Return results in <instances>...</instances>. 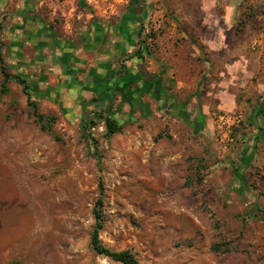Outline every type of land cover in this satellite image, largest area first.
Wrapping results in <instances>:
<instances>
[{"label": "rangeland", "instance_id": "1", "mask_svg": "<svg viewBox=\"0 0 264 264\" xmlns=\"http://www.w3.org/2000/svg\"><path fill=\"white\" fill-rule=\"evenodd\" d=\"M142 1L140 15L139 3L106 1L114 3L113 16L145 17L133 24L137 48L118 57L110 73L121 76L126 61L142 60L158 37L165 43L186 28L172 19L187 9ZM32 4L0 0V52L10 75L4 82L0 74V264H119L89 247L98 178L99 239L109 250H128L138 264H264V221L250 211L255 204L264 211V131L258 138L254 126L264 121L247 120L261 96L249 95L225 130L215 123L209 138L177 139L167 125L123 111L122 88L111 90L106 65L95 66L96 78L86 74L76 53L81 42L64 39L59 11ZM16 77L38 111L54 117L52 134L35 123ZM101 101L121 129L108 139L101 121L89 129L98 172L80 121L94 117Z\"/></svg>", "mask_w": 264, "mask_h": 264}, {"label": "crops", "instance_id": "2", "mask_svg": "<svg viewBox=\"0 0 264 264\" xmlns=\"http://www.w3.org/2000/svg\"><path fill=\"white\" fill-rule=\"evenodd\" d=\"M31 2L59 11L64 39L81 42L76 53L88 65L86 74L96 78L95 66L106 65L105 79L111 90L121 86L122 110L131 117L167 125L177 139L209 138L216 114L233 113L249 95H260L247 117L264 121V0H169L171 7L187 9L186 15L176 10L172 19L185 30L172 31L165 43L158 37L142 60L126 61L121 76L114 74L117 58L137 48L133 24L145 17L113 16L104 0Z\"/></svg>", "mask_w": 264, "mask_h": 264}, {"label": "trees", "instance_id": "3", "mask_svg": "<svg viewBox=\"0 0 264 264\" xmlns=\"http://www.w3.org/2000/svg\"><path fill=\"white\" fill-rule=\"evenodd\" d=\"M143 2L142 0H131V5L134 4H138ZM135 12L138 13L139 9L138 6H135ZM147 13V11H146ZM137 57L140 58L142 55H144V53L139 52L137 53ZM0 74L3 77V81H7L10 78V75L6 72L5 66H4V61L3 58L1 56V52H0ZM17 81H19V83L22 84L23 86V91L25 92V94L27 95V101H28V106L31 109V115L35 121V123H37V125L39 126V129L43 132H47L49 134H52V124L54 122V117L49 116V115H45L42 114L38 111V107L36 102L34 101H30V98L28 96V93H26V85L25 82L23 80H21L20 78L16 77ZM3 92H6V89H3ZM105 102V103H104ZM99 106L101 108V110L97 113L94 114V117H92L91 115L85 116L81 121H80V132L81 135L86 143V145L88 146L89 150L91 151V153L93 154V156H95V160H96V165H97V170L98 172H100V167H99V157L96 155V149L94 147L95 145V141H94V137L91 134V132L89 131L90 128H92L93 126H95L97 124V122L101 121L104 127V137L106 139L112 137L114 134L119 133L120 132V127L117 124V122L111 117L110 114V106L108 104V101H101L99 103ZM260 113L262 114V117L264 118V108H262L260 110ZM259 113V114H260ZM254 120L253 116L251 115L249 117V122L252 123V120ZM254 125V123L252 124ZM257 130H258V138H261L263 135V131H264V127L261 125H254ZM235 172H238V169H234ZM239 175L236 173L235 174V180H238ZM239 181V180H238ZM242 188V190H244L243 192H247V187L244 183H239ZM98 189H99V197L96 200V203L93 207V216H94V226L90 232V238H89V247L90 249L96 253L97 255H102L104 257H107L108 259L117 262L119 264H138L137 259L135 258V256L128 250H122V251H111L108 248L104 247L99 239V231L102 228V221H103V216H102V206H103V202H102V193H103V188H102V184L100 182V179L98 178ZM241 190V189H240ZM251 214L254 215L253 216H257V217H262L263 221H264V211H262L258 205H253L250 208ZM211 249L213 251L216 252H228L229 249H225L222 250L221 247L219 245H214L211 247Z\"/></svg>", "mask_w": 264, "mask_h": 264}, {"label": "built area", "instance_id": "4", "mask_svg": "<svg viewBox=\"0 0 264 264\" xmlns=\"http://www.w3.org/2000/svg\"><path fill=\"white\" fill-rule=\"evenodd\" d=\"M105 2L107 0H104ZM110 7L113 8L114 3H109ZM233 115L231 113H219L215 116V123H216V128L218 130H225L226 128H228L230 125V121L233 119L232 117ZM94 129V127H92V130ZM96 129H98L99 131H101L103 129L102 126L97 127Z\"/></svg>", "mask_w": 264, "mask_h": 264}]
</instances>
